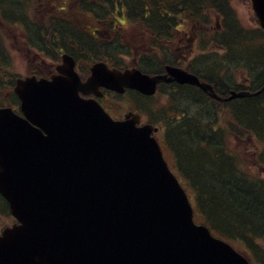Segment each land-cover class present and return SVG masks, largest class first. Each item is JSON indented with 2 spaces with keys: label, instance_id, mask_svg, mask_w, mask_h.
I'll return each mask as SVG.
<instances>
[{
  "label": "water",
  "instance_id": "water-1",
  "mask_svg": "<svg viewBox=\"0 0 264 264\" xmlns=\"http://www.w3.org/2000/svg\"><path fill=\"white\" fill-rule=\"evenodd\" d=\"M252 3L264 29V0ZM71 68L64 58L50 80L17 81L21 111L40 129L11 109L0 110V193L20 222L0 235V264H248L193 223L150 126L137 128L132 113L112 121L78 95L99 86L151 94L158 82L174 79L218 98L212 86L174 67L151 77L99 63L84 83ZM263 90L264 80L256 92L232 91L225 100ZM36 131L33 142L23 136ZM8 170L14 183L3 176Z\"/></svg>",
  "mask_w": 264,
  "mask_h": 264
},
{
  "label": "trees",
  "instance_id": "trees-1",
  "mask_svg": "<svg viewBox=\"0 0 264 264\" xmlns=\"http://www.w3.org/2000/svg\"><path fill=\"white\" fill-rule=\"evenodd\" d=\"M161 1L168 5L173 14H175L173 7L175 5L180 7L178 9L179 15L180 13L185 15H191V13L196 15L197 13L203 17L208 15L204 9L211 6L209 4L215 6L216 11L221 13L220 16L223 17L224 24L222 31L218 32L216 37V42L220 47L226 49L229 53L237 50L242 52V55L247 54L248 56L249 52L250 55L254 53L253 49L260 50L254 53V57H257L258 60L251 62L252 67L256 65L251 71L254 78L253 85H251V88L238 85L236 90L256 91L261 87L264 78V46L255 45L256 37L252 34L249 36L238 26L228 5L224 7L222 0ZM60 36L63 37L62 34ZM234 39L239 41L236 43ZM45 41L47 40L45 39ZM42 42L44 43L43 40ZM81 43L85 50L90 51L93 47L96 50L100 47L103 48V51L109 50L99 46L98 43H91V41L81 40ZM230 43L232 46H230ZM238 43L242 45H238ZM115 49L119 50L120 47L116 45ZM0 64L5 66V58L2 56H0ZM148 69L150 70L151 66ZM209 76L211 78L205 79L214 85L215 91L219 95H227L228 89H235L231 84H228V86L224 81L222 83L217 80L218 78H212L211 73ZM221 87L224 91L221 90ZM194 88L198 89L197 87ZM208 99L215 104L213 110L217 119L221 118L222 125L218 129H214L213 126L216 123L213 120H206L204 124L199 121L201 125L198 123L197 128L193 127L196 130V138H188L185 135H182L181 138L180 135L177 136L176 132H171L176 136H172V141L169 140L170 144L167 137L166 144L172 151L178 167L180 166L178 164L179 159L187 161V167L185 164L179 167L182 170L181 177L203 221L213 231L224 237L234 240L240 238L239 242L247 244L248 246L245 247H248V250L258 254L261 249L258 244L264 239V179H259L254 176L253 171L245 169L249 156L242 138L253 135L259 140L264 136V91L255 96L235 99L231 107V103H227V107L226 103H215L210 98ZM193 101L196 103L203 102L202 105L206 103L204 99L198 97L194 98ZM207 108L210 110L209 106ZM196 117L191 116L181 126L178 123L177 129L189 124L193 119L196 120ZM201 126L202 132L200 134L199 128L201 129ZM172 129L173 127H171ZM211 129L216 130V132ZM179 130L181 132V129ZM184 131L186 132L185 128ZM229 134L234 135L235 138L238 137L236 138L237 145H231L229 140L231 135L229 136ZM185 140L189 142L188 149L185 148ZM206 166L215 169L207 170ZM221 172L224 177L218 175ZM261 255V262L264 264L263 249H261Z\"/></svg>",
  "mask_w": 264,
  "mask_h": 264
},
{
  "label": "rangeland",
  "instance_id": "rangeland-1",
  "mask_svg": "<svg viewBox=\"0 0 264 264\" xmlns=\"http://www.w3.org/2000/svg\"><path fill=\"white\" fill-rule=\"evenodd\" d=\"M25 1L28 2L26 7L23 6ZM37 1L38 0H0V11H6L11 17H13V19H15V21L17 18V21H18L17 28H19V25L23 24V21H20L18 17H24V15H23L24 12H25V16L33 21V19L35 17H37V12L40 11L38 18L33 23H30V24L24 23V25L26 27L30 26V27L34 28L33 24L34 23L38 24L39 19L49 9V8L43 9L44 6H42V8L39 9ZM74 1L75 0H68L66 6L70 9L72 4L74 3ZM131 1L133 2L134 0H131ZM131 1L129 3H131ZM213 1H216V0H213ZM147 2L149 3V6L148 5L145 6V4ZM157 2L158 1H156V0H136L135 1V5L132 6V11L137 16L139 23H135V24L133 23V25H129V27L127 25L123 26L124 28L128 27L126 29L127 30L126 32H130L131 34H134L133 36H127V39H124V40H132V41H130V44H127L129 46H126V45L124 46L126 52H128V53H130L132 51L135 52L137 48L144 49L142 47V44L144 43V38L147 35L144 37V33L141 34L142 32L150 33L152 30H157L159 32L164 31V34H166V33L171 34V30L175 29V27L177 26V24H176L177 22H175L173 20V18H176L179 16L178 9L180 7L175 5L174 6L175 8L173 7L175 14H173L169 7L168 8H162V7L157 8V6H158ZM222 3H223L224 7H227V5H228L230 10L234 13V16L236 17V19H238L239 22H241L248 29L249 28H255L258 25L256 17L252 11L250 0H222ZM209 5H211V6H209V8L206 10V12H207V14L210 15V14L215 13L216 7L213 6L212 4H209ZM147 8H149L148 13H147V10H148ZM58 10L60 12L59 8H58ZM145 13H147V16L145 15ZM0 14H1V12H0ZM170 16H172V17H170ZM168 17L171 20H169ZM3 18L4 17H2L0 15V19L4 20ZM166 18H167V23H163L166 20ZM24 19H25V17H24ZM193 21H195V20H193ZM193 21L190 20V22H193ZM184 24H185V29L187 30L188 24L186 22ZM22 27H23V25H22ZM131 27H133V28H131ZM2 28H4V30H6L5 26H3ZM129 28L131 29L130 31H129ZM146 28H148V29H146ZM173 32L175 33L173 36H164V35L161 36V39H159V41H157V44H159L160 48H162L164 46V44H166L164 38H168L170 40V43H171V38H176L177 36L180 37V34L182 33V32L177 33L176 30H173ZM5 34L8 36V40L10 41V43L8 44V47H11L12 49H19V48H17L18 46H20V44H18V42H20L21 40L16 39L17 33H12V32H9L7 30L5 32ZM142 37H144V38H142ZM234 41L237 43V41H239V40L234 39ZM246 41H249V40H246ZM254 42H256V41H254ZM117 43H118V41L115 42V44H113V45H116ZM212 45L209 44L206 46L205 52L210 53L209 56L206 57V56L202 55V57L196 61V64H194L196 67H199L198 69L200 70V74L207 77V78L210 77L209 76L210 73H211L212 78L213 77L218 78L219 76L222 78L223 75H227L223 78V81L227 85L232 84V86H235L236 84H242V85L247 86V81H249V79H250L249 84L251 85L252 80L254 79L252 77L251 71L253 70V68L256 67V65H255V67H252L251 62H255L258 60L257 57H254V53H252V55H250V52H249L248 53L249 56H248L247 54L242 55V52L234 50V52H231L230 57H227L229 54L228 55L226 54L224 56V53H222L223 52L222 49H219V47H217L214 44H212ZM238 45H242V44L238 43ZM255 45H256V43H255ZM230 46H232L231 43H230ZM24 47H25V44L22 41L20 50L22 51L23 49H26ZM12 49H11V55L14 56L13 57L14 72L11 73V77L14 75H17V74H19L20 76H23L25 74V67H26L25 59L20 58L18 56V52L16 50L13 51ZM109 49H110V51L114 52L118 58L122 56V55H120V54H122L121 49L118 50V49H115V47L109 48ZM213 49H214V51L211 53V51ZM185 54H186V60H187L190 53L188 51ZM169 56L170 55H168L167 53H162L161 50H159L157 47H155V48H152L151 53L148 52L142 57V62L143 63H150V61L154 59L155 62H153V65L155 67H158V66L162 65V62H161L162 60L165 63V65L168 63H173L174 61L169 62V60H168ZM122 57L125 60H128L127 56H122ZM186 65H188V64H186ZM180 66H182V65L179 64V66H177V67H180ZM190 66H192V65H190ZM160 68H162V67H160ZM163 70H164V68H163ZM120 71L123 72V71H125V69L120 70ZM169 89H170V87H168L165 91H163V93L159 92L155 96H153V98H148V99L141 98L139 96L140 94L132 91L133 94H127L124 97V99H122L121 104L119 106H118L119 102H116V101L115 102H109L108 106H109L110 110H112V113L117 115V116H119L118 113L121 114L126 109H129V108L135 109L136 107H135L134 103L139 107H141V106L145 107L144 109L147 111V113H145V115H146L145 120L146 121H150V122H154V123L157 122L158 123V124H156L157 126H160L161 124L167 125L170 127V130H171V127H173V129L167 135V137H168L167 141L169 144H170V141H172V136L173 137L176 136V135H173L174 133L172 134L171 132H176L177 136L180 135L181 138L183 137L180 130H179L180 128L177 129L178 122H179V120L177 118H179L180 115L183 116V114H184V115H188L190 117H191V115H200V118H202L203 121L213 120L216 123L214 125V127L221 124V118L217 119L215 111L213 110L215 104H213L212 101H210L208 99L209 96L205 93L207 91H204L202 89H200L198 92L194 89H191L190 91L185 90L184 93L180 94L182 96V97H180V95L169 94ZM2 90H1L2 92L0 93V97L4 102H7L8 98H11L9 90H4V89H2ZM170 90H172V89H170ZM196 97H198L200 99L201 98L204 99V101L206 103L204 105H202L203 102H197V103L194 102L193 99ZM169 100H170V103L168 104ZM231 100H233V99L228 100V103L229 104L231 103L230 107L234 103V100L233 101H231ZM208 106L210 107V110H209V108H207ZM226 106L228 107L227 103H226ZM206 109H207V111H206ZM247 110H248V108H247ZM179 119H181V118H179ZM195 131L196 130H194L193 128H190V129L186 130V132L183 135H185L188 138L190 136L196 138ZM199 132L201 134L200 128H199ZM236 141L237 140L234 138L230 139V143L232 145L233 144L237 145ZM248 143H250V142L248 141ZM249 145H251V144H249ZM185 146H186L185 147L186 149L189 148V142L186 140H185ZM262 146L264 147V136H263V138H261V147ZM251 148H253V147H251ZM249 152L251 153L250 148H249ZM164 157H165V153H164ZM166 158H167V155H166ZM183 158H184V156H183ZM167 161H168V164L170 167L174 166V163L172 162V160L168 159ZM191 162L194 163L193 160H191ZM178 163H179V165L185 164V166L187 167V161H185L183 159L182 160L179 159ZM259 166L260 165H256L253 161H251L249 163V167H247V170L250 169L254 172L261 173V177H264V168H262V165H261V171H260ZM205 168H207V170H214L215 169V168L211 169L210 166H206ZM172 171L177 175V169H172ZM219 174H220V176L224 177L222 172L218 173V175ZM6 222H8V216L0 214V227H2V225ZM236 239L239 240L240 238H236ZM261 246L264 247V240H261V243H259L260 248H261ZM259 255H260V253L258 252V256Z\"/></svg>",
  "mask_w": 264,
  "mask_h": 264
},
{
  "label": "flooded vegetation",
  "instance_id": "flooded-vegetation-1",
  "mask_svg": "<svg viewBox=\"0 0 264 264\" xmlns=\"http://www.w3.org/2000/svg\"><path fill=\"white\" fill-rule=\"evenodd\" d=\"M67 2L68 0L37 1L39 9H41L42 6H44L43 9H49L39 19L38 24H33L34 28L30 26L28 27L30 31L34 32V45L40 47L43 31L47 33L51 41H54L53 44L56 47L60 45L58 50L59 53H65L64 46L70 45L73 50H66V53L74 58L75 68L82 74L88 73L91 65L95 62L97 57H104L106 63L109 66H112L111 63H114V60L118 58L117 56L105 51H102L100 53H92L89 50L81 49L84 48L81 40L104 41L105 38H111L116 32L115 34L118 36V39H123L120 41L119 45L125 50L124 46H129L127 44H130V42L124 39H127V36H133L134 34L126 31L123 32V30H125L123 26L128 21L127 16L130 15V11L128 8L132 4L135 5V2L131 1V4L124 0H75L70 9L66 6ZM27 4L28 2L25 1L23 6L26 7ZM147 5L149 6L148 2L145 4V6ZM107 7H113V9H115V15L113 17L106 16L105 10L107 9ZM58 8L60 9V12ZM117 9H119V11ZM39 13L40 11L37 12V17H35L33 21L25 16V12L23 13L25 19L24 17H18L20 21H23V24L19 25V28H17L18 32L16 35V39L21 40L20 42H18V44H20V46H18L19 51H21L20 48L22 41L23 43H25V38L21 37V31L26 29L24 23H33L38 18ZM168 19L171 20L169 17ZM173 20L177 22V26L175 27V29L171 30V34H164V31L156 32L155 34L153 30L150 33L142 32L141 34L144 33V37L146 35H150L151 39L155 38L159 40L161 39L162 35L173 36L175 34L173 30H176L177 33L182 32L180 34V37L177 36L176 38H171V43L168 38H164L166 43L163 46L164 53L170 55L168 57V60L169 62L174 61L172 63L173 66H179V64H181L182 66L180 67L183 68L184 65L188 64L186 65L188 69H191L192 66L196 68V66L194 65L196 64V60L191 61L188 58L186 60L185 53L190 51L192 48L198 47V45L200 44V34L197 32V30L200 29L201 26L197 24V21L190 22L191 19L181 16L173 18ZM185 22L188 24L187 30L185 29ZM163 23H167V18ZM2 27L3 25L0 19V55L5 56L8 52V38H2L4 30V28ZM7 30L8 29L6 28V31ZM24 32L25 31H23V34ZM61 34L63 35V37L60 36ZM98 45L103 46L100 43H98ZM24 48H26V46ZM26 49H23L22 52L26 53ZM71 53H74V55H72ZM28 55H31V53L28 52ZM37 55L38 53H35V56ZM135 55H137V52L135 53ZM135 59L136 57H133V61H135ZM49 71L51 72V70ZM218 80L223 83V80L220 76L218 77ZM164 86H166V89L170 87V89H172L171 91L181 86L193 87L187 84H178L176 82H169L164 84ZM194 90L198 92L200 89L194 88Z\"/></svg>",
  "mask_w": 264,
  "mask_h": 264
},
{
  "label": "bare ground",
  "instance_id": "bare-ground-1",
  "mask_svg": "<svg viewBox=\"0 0 264 264\" xmlns=\"http://www.w3.org/2000/svg\"><path fill=\"white\" fill-rule=\"evenodd\" d=\"M94 48V47H93ZM93 48H91L90 49V51L92 52V53H100V52H102L103 51V48L102 47H100V49L99 50H96V49H93ZM72 48L70 47V45H67V46H64V50H65V53H66V50L67 51H70ZM81 49H84V48H81ZM73 50V49H72ZM72 55H74V53H71ZM1 56V55H0ZM55 59H57V57L55 58ZM84 82H86V80L85 81H83V83ZM132 91H134V92H136L135 90H132ZM137 93V92H136ZM139 94V93H138ZM141 95V94H140ZM141 97V96H140ZM142 98V97H141ZM237 100V99H236ZM255 100V99H254ZM237 104V103H236ZM253 106V105H252ZM180 107V106H179ZM141 108H144L143 106H141ZM192 108V107H191ZM253 110V109H252ZM68 122H70V121H66L65 123H66V125L68 124ZM71 126H73L72 125V122H70V124L68 125V127H71ZM180 127V126H179ZM200 127V126H199ZM208 128V127H207ZM256 128V127H255ZM187 130V129H186ZM201 130H202V128H201ZM202 132V131H201ZM43 135H45V132H43L42 133ZM196 135V134H195ZM23 136L24 137H26L27 139H29L31 142H33L34 141V138L35 137H39V131H36V132H34V136L33 137H28L27 136V134L26 133H23ZM22 136V137H23ZM197 136H199L198 134H197ZM104 137L109 141V142H113V140L114 141H117V138H118V136H116L115 138H113V136L111 135V134H109V133H105L104 134ZM191 137V136H190ZM211 138V137H210ZM191 139V138H190ZM194 144V143H193ZM4 176V178L5 179H8L11 183L13 182L14 183V181H15V179H14V175L10 172V170H8V173L7 174H4L3 175ZM9 228H12V227H9Z\"/></svg>",
  "mask_w": 264,
  "mask_h": 264
}]
</instances>
